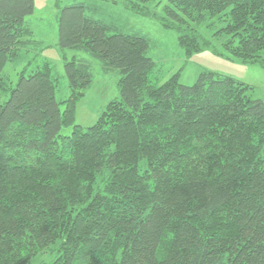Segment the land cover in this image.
<instances>
[{"label": "trees", "instance_id": "16d2710c", "mask_svg": "<svg viewBox=\"0 0 264 264\" xmlns=\"http://www.w3.org/2000/svg\"><path fill=\"white\" fill-rule=\"evenodd\" d=\"M164 10L188 54L211 45L205 26L234 58L264 64V0H168ZM34 12L35 0H0V97L10 93L0 103V264L54 246L51 264H264V101L252 87L214 73L155 85L147 39L69 6L60 49L89 53L121 79L95 125L63 136L90 64L66 62L63 103L49 63L16 87L4 74L35 46Z\"/></svg>", "mask_w": 264, "mask_h": 264}, {"label": "rangeland", "instance_id": "374dc122", "mask_svg": "<svg viewBox=\"0 0 264 264\" xmlns=\"http://www.w3.org/2000/svg\"><path fill=\"white\" fill-rule=\"evenodd\" d=\"M167 2L153 0L139 5L137 1L131 0H35V12L26 20L33 32L32 41L35 46L33 44L30 47V52L22 53L18 61L8 63L4 74L11 78L16 87L22 74L27 77L44 62L49 63L52 76L57 81L56 99L63 103L72 94L65 73L66 62L76 58L89 63L92 83L75 104L73 124L64 126L61 135H71L74 125L85 129L95 125L108 104L120 98L121 76L117 70H103L100 61L89 53L60 49L59 15L66 7L81 5L88 18L109 27L110 32L138 35L148 40V56L155 64L151 78L155 85H162L177 76L180 84L192 86L201 74L214 73L251 86L249 95L252 99L264 101V64L234 58L223 46L227 38H213L211 35L215 30L205 26L201 30L202 36L211 41V45L188 54L179 40L184 33L177 27L171 28L164 24V7ZM9 96V92L1 96L0 103L7 101ZM61 109H65L64 104ZM55 247L39 252L25 264H51L58 257Z\"/></svg>", "mask_w": 264, "mask_h": 264}]
</instances>
